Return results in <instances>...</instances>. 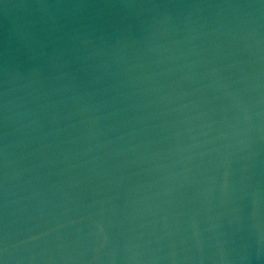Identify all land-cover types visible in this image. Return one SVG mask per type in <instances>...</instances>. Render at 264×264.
Returning <instances> with one entry per match:
<instances>
[{"label": "water", "instance_id": "1", "mask_svg": "<svg viewBox=\"0 0 264 264\" xmlns=\"http://www.w3.org/2000/svg\"><path fill=\"white\" fill-rule=\"evenodd\" d=\"M0 264H264V0H0Z\"/></svg>", "mask_w": 264, "mask_h": 264}]
</instances>
